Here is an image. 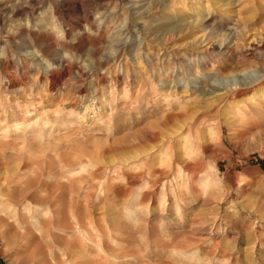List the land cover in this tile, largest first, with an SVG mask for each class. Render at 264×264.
Returning <instances> with one entry per match:
<instances>
[{"label": "rangeland", "instance_id": "374dc122", "mask_svg": "<svg viewBox=\"0 0 264 264\" xmlns=\"http://www.w3.org/2000/svg\"><path fill=\"white\" fill-rule=\"evenodd\" d=\"M257 69L261 0H5L0 264H264Z\"/></svg>", "mask_w": 264, "mask_h": 264}, {"label": "bare ground", "instance_id": "6f19581e", "mask_svg": "<svg viewBox=\"0 0 264 264\" xmlns=\"http://www.w3.org/2000/svg\"><path fill=\"white\" fill-rule=\"evenodd\" d=\"M255 42V40L254 39H252L251 41H250V44H252V43H254ZM211 47V46H210ZM227 48V47H226ZM226 52V51H225ZM257 72H258V74H255V75H253V76H251V75H249V74H247V75H243V77L242 78H240V79H236V80H234L232 83H230V85H227V86H222V88H220L219 89V91H212L211 90V92H209L208 94L206 93V95L208 96V97H211V96H213L214 97V94H217L218 96H216V97H212L213 99H216L217 98V101H224V100H226V99H228L229 98V96L231 95V92L232 91H235V90H237V89H240L241 87H253V86H255L256 84H258V83H261V82H263L264 81V69H260V70H258L257 69ZM234 87V88H233ZM79 94V93H78ZM61 98V97H60ZM70 99V98H69ZM60 100V99H59ZM76 100V99H75ZM63 102V101H62ZM69 102V101H68ZM64 103V102H63ZM217 103V102H216ZM95 104V103H94ZM56 105V104H55ZM82 105V104H81ZM64 106V105H63ZM54 107V106H53ZM75 107V106H74ZM67 108V107H66ZM77 110H78V115L77 116H79V119L80 120H82L83 121V124L82 125H80V126H83V127H80V128H84L85 126H87V123H88V121L89 120H91L92 118H95L94 116L97 114V110H98V108H96L95 106H92L91 104L89 105V106H86V105H82L81 107H79V108H76ZM98 116V115H97ZM93 120V119H92ZM40 200V199H39ZM0 209H3V207H1ZM28 209V208H27ZM3 211V210H2ZM27 211H29V210H27ZM12 215H16L15 214V212L13 211L12 212ZM11 215V216H12ZM16 218V217H15ZM87 219H89L88 220V222L90 221L91 222V217L90 216H88L87 217ZM77 225V224H76ZM92 225H90V227H91ZM78 228V227H77ZM76 228V229H77ZM93 228V227H92ZM90 230V229H89ZM75 231V230H74ZM79 231V230H78ZM77 232V231H76ZM82 232V231H81ZM91 233H92V231H91ZM87 234L85 237H86V240L87 241H89V242H91L92 241V235L93 234ZM76 234H78V233H76ZM83 235V234H82ZM80 237V236H79ZM93 239H94V237H93ZM93 242H94V240H93ZM92 243V242H91ZM77 244H78V242H77ZM76 244V245H77ZM93 244V243H92ZM91 244V245H92ZM79 245V244H78ZM77 245V246H78ZM86 245V244H85ZM88 246V245H87ZM73 247V246H72ZM91 247V246H90ZM72 249V248H71ZM97 249V248H96ZM92 250V249H91ZM65 254H67V253H65ZM69 254V253H68ZM67 254V255H68ZM63 256V255H62ZM91 262H84V264H111V262L110 261H108L107 259V261H99V258H97L96 256H93L92 258H91ZM72 261V260H71ZM57 264H63V263H57Z\"/></svg>", "mask_w": 264, "mask_h": 264}, {"label": "clouds", "instance_id": "9594fccd", "mask_svg": "<svg viewBox=\"0 0 264 264\" xmlns=\"http://www.w3.org/2000/svg\"><path fill=\"white\" fill-rule=\"evenodd\" d=\"M5 2V0H0V4H3ZM262 3H264V0H261ZM43 10V9H42ZM61 21H62V18H56V17H53V23L54 25L56 26V29L59 33V31L61 30ZM39 22V20H38ZM127 20L124 21V24L121 25V27H124L127 25ZM87 27V26H85ZM221 47H223V45H221ZM37 56H39V53H36ZM107 55L109 56H115L116 55V51L115 50H112L110 52L107 53ZM43 63L46 65V68L44 69L45 71H47L48 69L52 68V65L49 64L46 60L43 61ZM85 67V69L87 70V65H82ZM37 71H40L39 67L37 68ZM199 73H197L198 75Z\"/></svg>", "mask_w": 264, "mask_h": 264}]
</instances>
